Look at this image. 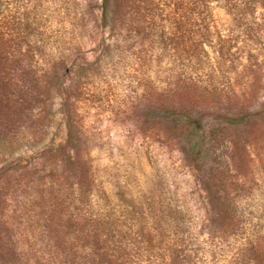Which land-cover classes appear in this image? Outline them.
I'll list each match as a JSON object with an SVG mask.
<instances>
[{
  "label": "rangeland",
  "instance_id": "1",
  "mask_svg": "<svg viewBox=\"0 0 264 264\" xmlns=\"http://www.w3.org/2000/svg\"><path fill=\"white\" fill-rule=\"evenodd\" d=\"M102 4L0 0V264H260L264 0Z\"/></svg>",
  "mask_w": 264,
  "mask_h": 264
},
{
  "label": "trees",
  "instance_id": "2",
  "mask_svg": "<svg viewBox=\"0 0 264 264\" xmlns=\"http://www.w3.org/2000/svg\"><path fill=\"white\" fill-rule=\"evenodd\" d=\"M110 1L111 0H103V4H102V8H103V14H104V18H107V13L110 7ZM201 5V0H191V8L193 9L194 14H200L197 13L199 10V7ZM198 9V11H197ZM196 21H197V17H196ZM251 115V113L249 114H231L229 117V121L230 122H240L241 120H243L244 118H246L247 116ZM185 119L186 122H188L190 124V126L192 127V129H194L198 134L202 131V128L200 126V121H199V117L196 115H192L188 113L185 114ZM202 148V141H198L195 142L191 145V147L189 148V153L190 154H200ZM264 251H261V256H260V260L259 263L260 264H264Z\"/></svg>",
  "mask_w": 264,
  "mask_h": 264
}]
</instances>
